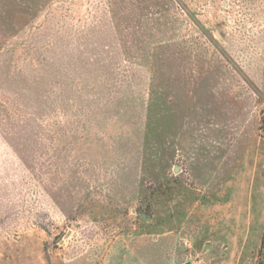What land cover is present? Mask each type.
<instances>
[{
  "label": "rangeland",
  "instance_id": "obj_1",
  "mask_svg": "<svg viewBox=\"0 0 264 264\" xmlns=\"http://www.w3.org/2000/svg\"><path fill=\"white\" fill-rule=\"evenodd\" d=\"M264 0H0V264H259Z\"/></svg>",
  "mask_w": 264,
  "mask_h": 264
},
{
  "label": "trees",
  "instance_id": "obj_2",
  "mask_svg": "<svg viewBox=\"0 0 264 264\" xmlns=\"http://www.w3.org/2000/svg\"><path fill=\"white\" fill-rule=\"evenodd\" d=\"M261 128L264 130V115L261 118ZM260 251H261V258L259 264H264V233L261 237Z\"/></svg>",
  "mask_w": 264,
  "mask_h": 264
}]
</instances>
